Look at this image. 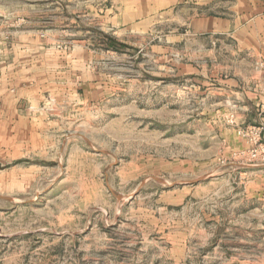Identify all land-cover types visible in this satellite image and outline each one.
I'll list each match as a JSON object with an SVG mask.
<instances>
[{
    "label": "rangeland",
    "instance_id": "374dc122",
    "mask_svg": "<svg viewBox=\"0 0 264 264\" xmlns=\"http://www.w3.org/2000/svg\"><path fill=\"white\" fill-rule=\"evenodd\" d=\"M45 10L42 0H0V68L13 52L36 58L44 48L56 61V50H70L60 38L71 31ZM98 31L82 33L76 52L73 121L50 122L46 153L0 159V264H264V167L239 154L246 142L234 145L238 126L253 123L237 118L221 80L247 64L233 62L227 40L222 66H202L206 36H193L171 47L195 59L197 73L185 77L168 42L153 48L152 29L114 52ZM38 39L59 41L50 50ZM56 66L47 79L33 66L28 81L56 93ZM54 98L49 107L69 108Z\"/></svg>",
    "mask_w": 264,
    "mask_h": 264
},
{
    "label": "crops",
    "instance_id": "0c3cea01",
    "mask_svg": "<svg viewBox=\"0 0 264 264\" xmlns=\"http://www.w3.org/2000/svg\"><path fill=\"white\" fill-rule=\"evenodd\" d=\"M42 1L45 11L56 15V28L62 33L71 31L63 33L60 38L70 50L67 53L56 50L61 53L56 61L44 56V48L36 58H29L27 54L17 56L14 52L7 57V64L0 68V159L10 162L46 153L44 151L50 142V122L73 121L74 114L70 113H75V102L80 103L82 96L79 87L81 59L76 52L87 42L81 39L82 33L90 30H99V44L102 42L105 52H114L107 47V36L128 45L126 41L130 37L143 39L144 34L152 29L156 33L153 48L159 49L160 53L161 41L168 42L169 51L176 54L174 58H169L170 63L175 65V74L185 77L197 73V65L190 56L178 58L177 50L171 48L176 41L182 40L187 46L193 36H211V41H204L206 37H202L198 42L201 56L203 51L206 52V58L201 57V64L203 66L210 61L222 66L224 59L218 48L225 46L224 42L228 40L232 43L233 62L247 64L244 69L236 68L232 78L226 74L222 76L224 79L221 78L225 87L231 89L237 118L250 123H264V0ZM25 37L27 40L28 36ZM38 41L42 47L54 50L58 44L54 41L59 40L52 39L50 44H45L47 40ZM88 44L93 48L101 46L96 40H89ZM24 46H28L26 42ZM209 47H217L218 51L216 55L211 54V59L208 58L212 50ZM50 63L57 65L59 73H56L62 79L63 87H59L56 93H49V89L44 84H38L37 79L35 85L32 80L28 81L32 67L38 65L39 76L49 78L46 69ZM58 95L69 102L67 110L63 108L65 104L56 108L55 103L59 99L54 96ZM48 98L55 102L51 108ZM232 137L237 149L246 146L240 136L232 133Z\"/></svg>",
    "mask_w": 264,
    "mask_h": 264
},
{
    "label": "built area",
    "instance_id": "2783aa9c",
    "mask_svg": "<svg viewBox=\"0 0 264 264\" xmlns=\"http://www.w3.org/2000/svg\"><path fill=\"white\" fill-rule=\"evenodd\" d=\"M238 135L245 140L247 148L240 150L239 154L245 156V160L255 165L264 164V123L257 122L238 126Z\"/></svg>",
    "mask_w": 264,
    "mask_h": 264
},
{
    "label": "trees",
    "instance_id": "16d2710c",
    "mask_svg": "<svg viewBox=\"0 0 264 264\" xmlns=\"http://www.w3.org/2000/svg\"><path fill=\"white\" fill-rule=\"evenodd\" d=\"M123 44L120 42L116 41L114 38L108 37L107 36V47L111 49H116L118 50L119 47H121Z\"/></svg>",
    "mask_w": 264,
    "mask_h": 264
},
{
    "label": "water",
    "instance_id": "95a60500",
    "mask_svg": "<svg viewBox=\"0 0 264 264\" xmlns=\"http://www.w3.org/2000/svg\"><path fill=\"white\" fill-rule=\"evenodd\" d=\"M263 167H264V164L262 165ZM154 179H156V180H158V181H160V182H163L161 179H159V178H156V177H154Z\"/></svg>",
    "mask_w": 264,
    "mask_h": 264
}]
</instances>
